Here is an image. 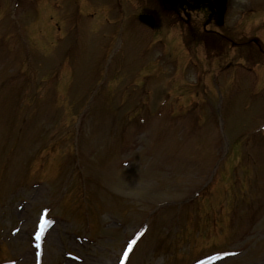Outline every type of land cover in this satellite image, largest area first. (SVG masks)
Listing matches in <instances>:
<instances>
[{"label":"rangeland","instance_id":"obj_1","mask_svg":"<svg viewBox=\"0 0 264 264\" xmlns=\"http://www.w3.org/2000/svg\"><path fill=\"white\" fill-rule=\"evenodd\" d=\"M59 1L0 0V264H264V0Z\"/></svg>","mask_w":264,"mask_h":264},{"label":"water","instance_id":"obj_2","mask_svg":"<svg viewBox=\"0 0 264 264\" xmlns=\"http://www.w3.org/2000/svg\"><path fill=\"white\" fill-rule=\"evenodd\" d=\"M214 2L216 3L218 10H219V14L220 16L223 14L224 12V7H225V0H214ZM141 20L148 22L150 24H152V16L148 15V16H140Z\"/></svg>","mask_w":264,"mask_h":264}]
</instances>
